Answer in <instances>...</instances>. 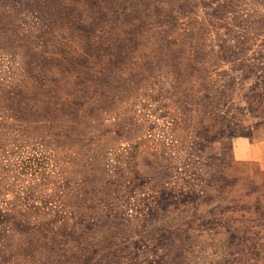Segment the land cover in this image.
Listing matches in <instances>:
<instances>
[{"label": "rangeland", "instance_id": "374dc122", "mask_svg": "<svg viewBox=\"0 0 264 264\" xmlns=\"http://www.w3.org/2000/svg\"><path fill=\"white\" fill-rule=\"evenodd\" d=\"M0 264H264V0H0Z\"/></svg>", "mask_w": 264, "mask_h": 264}]
</instances>
